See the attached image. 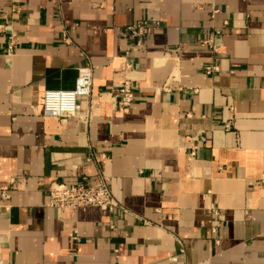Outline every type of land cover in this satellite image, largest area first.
Wrapping results in <instances>:
<instances>
[{
    "label": "crops",
    "instance_id": "obj_1",
    "mask_svg": "<svg viewBox=\"0 0 264 264\" xmlns=\"http://www.w3.org/2000/svg\"><path fill=\"white\" fill-rule=\"evenodd\" d=\"M0 27V264H264V0H0ZM85 65L92 121L44 115ZM91 150L122 208L60 215L50 184L91 182Z\"/></svg>",
    "mask_w": 264,
    "mask_h": 264
},
{
    "label": "built area",
    "instance_id": "obj_2",
    "mask_svg": "<svg viewBox=\"0 0 264 264\" xmlns=\"http://www.w3.org/2000/svg\"><path fill=\"white\" fill-rule=\"evenodd\" d=\"M220 9L212 3V17ZM22 10L18 6L12 9L11 24L19 20ZM160 21L151 17L145 21H138L128 26L130 34L134 37H142L148 34L151 29L157 28ZM0 30L2 28L0 27ZM221 36L220 30L212 31L208 36L202 37L199 42L208 47L213 53H220L221 44L217 40ZM17 45L16 33L9 36L8 50L11 52ZM219 65L216 63L207 64L204 71L207 74L219 72ZM135 85L132 79L126 78L112 90L119 93L120 99L117 105L120 109L132 105L135 101ZM94 95V68L83 66L78 68V76L73 89H46L43 94V114L49 117L64 118L76 117L79 121L90 123L93 118V111L96 102ZM85 103V104H84ZM232 108V107H231ZM231 122L226 124L230 129ZM194 155V153H193ZM106 160V154L91 150L84 158L86 164L96 167L93 180L90 182L87 175H83L76 183H65L53 181L49 187V205L54 207L62 215L66 210H78L83 207H99L107 211H115L122 206L114 197L111 191L110 178L104 173L102 165ZM218 214L217 210H212Z\"/></svg>",
    "mask_w": 264,
    "mask_h": 264
}]
</instances>
